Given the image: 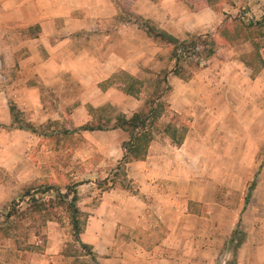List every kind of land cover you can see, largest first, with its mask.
Returning a JSON list of instances; mask_svg holds the SVG:
<instances>
[{"label":"rangeland","instance_id":"rangeland-1","mask_svg":"<svg viewBox=\"0 0 264 264\" xmlns=\"http://www.w3.org/2000/svg\"><path fill=\"white\" fill-rule=\"evenodd\" d=\"M217 2L235 6L223 17L222 35L236 36L241 31V37L252 35L264 44V0ZM124 20L132 17H122ZM2 40L0 27V103L15 105L19 117L27 121V112L17 100L19 90L32 84L24 82L26 72L16 66L17 53L22 55L23 50L5 54ZM168 46L167 66L161 69L165 72L148 73L142 80V94L134 96L142 100L138 110L161 91L166 101L162 79L175 63ZM203 48L205 45H198L182 52L180 72L190 75L205 65L199 56L204 55ZM129 75L118 71L106 84L132 90ZM34 83L45 105L55 91L42 82ZM261 84L262 99L257 102L263 111L256 125H190L192 115H178L166 105L162 107L153 122L147 163L125 159L127 133L113 125L116 115L122 113L116 102L100 106L96 118L88 122L92 130L74 125L69 108L76 99L69 97L59 101L55 97L54 107L61 104L66 108L62 118L70 120V125H31L32 129L12 122L0 125V264H94L90 251L72 236L65 204L71 196L57 195L68 187L77 190L81 238L102 264L112 260L132 264L136 261L132 251L153 252L161 243L178 260L188 243L189 249L199 246L202 253L213 257L212 264H225L232 259L226 242L236 227L246 229L249 241L241 252L257 246L264 249V72ZM253 181L255 188L246 207L247 187ZM51 185V190L43 192ZM32 195L39 204L31 201ZM14 205L17 211H12ZM170 206L182 209L174 215ZM132 207L141 209L137 217L132 215ZM187 214L200 218L195 230L185 219Z\"/></svg>","mask_w":264,"mask_h":264},{"label":"crops","instance_id":"crops-1","mask_svg":"<svg viewBox=\"0 0 264 264\" xmlns=\"http://www.w3.org/2000/svg\"><path fill=\"white\" fill-rule=\"evenodd\" d=\"M233 8L234 5L229 7L226 2L217 0H0V27L4 35L1 50L5 54L23 50L24 56L16 52L20 56L16 66L26 72L22 74L24 82H32L19 90L17 100L23 105L19 107L27 112L30 125L71 124L66 117L62 118L66 108L61 104L54 107L55 97L58 101L66 97L76 99L69 108L74 125L90 124L100 106L108 101L118 103L121 112L130 117L143 110H138L142 100L134 97L142 94V80L153 70L165 72L161 69L167 66L170 44L175 63L162 79L167 91L166 101L162 100L164 91H161L148 99L144 109H154L160 100L172 113L192 115L190 125H256L258 114L263 111L257 101L262 99L263 93L264 44L257 43L252 35L241 37V31H237L236 36L221 34L223 17L227 12L232 13ZM122 17H132V20L123 22ZM149 26L170 34L178 42H190L198 36L201 40L206 38V42L199 45L206 48L213 45L214 51L207 58H204L205 52L199 54L205 65L186 75L180 72V63L172 54L173 45L150 34ZM118 71L132 75V90L129 86L106 84ZM35 81L55 91L45 105L40 88L33 84ZM134 87L137 88L134 90ZM129 98L135 103L129 102ZM10 122L12 112L8 103H0V125ZM151 146L152 139L141 158L146 163L151 160L148 155ZM254 188L255 184L250 196ZM249 204L250 201L246 207ZM170 209L175 215L182 207L170 206ZM140 211L139 207H132V215L137 217ZM185 219L191 221L194 230L200 220L189 214ZM243 230L244 240L232 257L235 264H264L261 246L241 252L249 242L246 229ZM163 244L153 252L132 251V255L136 254L132 264H212L213 257L205 255V251L202 253L199 246L189 249L186 243L178 260L175 254L166 253ZM95 254L98 264H102ZM110 262L116 264V260Z\"/></svg>","mask_w":264,"mask_h":264},{"label":"trees","instance_id":"trees-1","mask_svg":"<svg viewBox=\"0 0 264 264\" xmlns=\"http://www.w3.org/2000/svg\"><path fill=\"white\" fill-rule=\"evenodd\" d=\"M148 32L152 34L153 36L161 37L163 40H166L173 45L172 54L176 58L177 62L180 60V56L182 52L186 51L187 48H189L188 51H190V50L197 48L199 44L206 42L205 41L206 38L201 40V37L198 36L195 38V40L190 41L189 44L186 45L185 42H178L170 34H167L164 32L160 33L153 27L149 26ZM213 51H214L213 45L212 47L204 48V52H205L204 58H207L209 55H211ZM162 107H164L163 102L159 100L157 102L156 107H154V109L153 107L149 108V110L143 109L141 111L133 113L130 117H126L123 113H118L116 115L114 125L125 130L129 136L128 139L124 142L126 153H127L125 155V159L127 161L129 159H141L144 157L147 147L149 145V142L152 139L153 122L156 121L158 115L161 112ZM10 110L12 112V124L13 125H17L19 128H26V129L33 128V126H31L27 121H24L23 119L19 117V111L16 109L15 105H12L10 107ZM82 128L87 129V130L94 129V127H92L90 124H86L82 126ZM254 184L255 182L253 181L248 189V192L245 197V204H247L249 200L251 190ZM52 188H53L52 185L46 186L43 192L49 191ZM57 195L61 197L71 196L69 201H66L65 204H66V211L69 214V221L71 225L72 236L74 240L82 248H87L90 251V254H91L90 256L94 264H98L97 258L95 257L96 254L92 251L91 245L83 242L80 236L82 232V221L80 217V210L77 205L78 198H77L76 188L74 187L70 189L68 187V189L66 190L64 194L61 195L60 191H58ZM31 201L34 202L35 204L38 203L34 195L31 196ZM39 209L40 208L36 210H39ZM13 210L17 211L15 205L12 208V211ZM10 211L8 212L7 216L9 215ZM244 236H245V232L242 228L236 227L232 231L229 239L226 242L227 246L232 249V257L235 256L236 249L239 247V245L244 240ZM227 264H235V260L232 258L231 260L228 261Z\"/></svg>","mask_w":264,"mask_h":264}]
</instances>
